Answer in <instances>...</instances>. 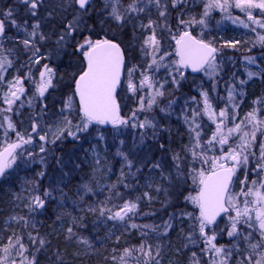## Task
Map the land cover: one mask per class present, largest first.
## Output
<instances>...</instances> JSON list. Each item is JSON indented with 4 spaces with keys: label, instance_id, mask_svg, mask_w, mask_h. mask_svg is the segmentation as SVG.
<instances>
[{
    "label": "snow or ice",
    "instance_id": "obj_1",
    "mask_svg": "<svg viewBox=\"0 0 264 264\" xmlns=\"http://www.w3.org/2000/svg\"><path fill=\"white\" fill-rule=\"evenodd\" d=\"M100 3L102 7H97L96 0H12L6 8H0V87L7 88L2 97L7 107L0 108V129L4 130L6 137L9 131L16 136L15 141H5V145L0 148V179L14 166L35 163L37 157L45 168L51 159L58 169L57 178L50 181L49 187L41 191L40 180L31 181L26 189L27 195L16 197L28 201L24 205L28 216L8 218L15 221L21 230L13 231L6 243H0V264H39L37 254L46 249L49 241L38 231L33 234L24 230L35 229V215L46 209L48 202L54 198V192H60L61 201L67 199V194L59 185L64 177L70 175L71 170L64 171L66 165L63 156L57 154V148L69 138L78 142L89 136L98 142H105V147L108 146L109 137L114 144L118 140L115 155L123 163L120 177L115 184L110 185V192L117 188V184H123L125 188H138L141 186L140 179L143 178L146 181L143 187L154 188L157 197L160 193L165 196L162 208L149 212L140 211L142 202L151 204L157 199L149 191L134 199H123V194L117 191L115 196L122 203L111 204V197H106L105 200L95 205L87 204L82 209L94 214L96 220L103 221L105 226L112 222V230L142 229L141 243L138 247L125 248L120 256V264H128L127 258L132 257L135 252L142 254L143 264H160L158 258L164 247L161 241L169 235L170 230L175 229L174 221H183L184 217L191 221L184 235L187 241L184 247L189 248L191 245L197 248V251L189 249V264H231L233 260L235 264H264V118L258 117L257 110L254 109L240 123L228 126L231 109L239 107L235 103L236 97L243 95L242 88L238 92V85L247 83L236 72L232 73L230 81H238V85L225 82L227 103L224 108L216 111L209 92L216 91L226 65L236 63L232 57L224 56V49L236 50L240 41H225L221 47H217L214 38H203V30L209 28V15L214 9H219L224 14L223 19L242 25L252 32H257V27L264 29V0H205L200 18L191 16L187 20L183 16L193 7L195 0H129L127 4L124 0H100ZM232 8L241 10L246 19L233 17ZM256 10L259 11V16L254 15ZM153 11L155 19L152 18ZM173 12L176 13L175 17L172 16ZM141 14L147 16V23H136ZM173 18L176 22L175 31L170 22ZM106 24H115L122 31L131 29L132 43L128 47V59L121 43L107 38H94L98 31L105 30ZM192 25L202 27L199 37L189 30ZM137 29L140 35L136 34ZM10 30H14V34L9 35ZM168 37L175 42L174 53L164 51L162 41H166ZM5 42H11L12 47L6 48ZM257 43L264 48V34L257 33ZM48 44L51 48L42 51ZM69 48L72 49L71 53L68 52ZM137 48L140 60L131 63L134 59L131 53ZM13 54L27 56V60L17 69L19 72L27 68V71L23 76L16 75L6 81L4 73L15 64L14 60L8 58ZM173 54L176 57L174 60L171 59ZM63 55L81 56L82 70L78 76L75 73L71 75V81H74L71 95L63 101L59 112L52 114L44 103L49 89L57 88V70L50 66V62ZM261 55L264 56V52ZM166 57L169 58L168 63H165ZM244 61L254 65L257 58L246 55L242 57L241 63ZM37 66L38 77L34 75ZM188 68L193 72H203L212 88L209 90L200 86L202 108L192 109L191 115L187 114L186 108L181 110L189 136V143L184 146L185 155L172 153L168 157L171 164L167 173L163 155L154 162H144L137 166L134 161L140 153L145 149L151 151L146 143L148 140L156 142L161 153L169 152L159 136L164 126L158 122L156 110L165 116L173 113L176 99L168 100L164 107H160L166 95L172 94L166 91V85L170 82L173 89L178 91L182 82L187 79L184 70ZM161 69L165 73L163 77H159ZM244 71L248 79L264 73V69L257 72L248 69L247 65L244 66ZM137 74L138 79H134ZM122 76L125 78L123 81ZM25 81L34 86L31 96L24 86ZM122 84L133 96L147 90L146 94L137 96L136 107L127 116L121 115V106L116 97L117 89ZM76 97L78 106L75 103ZM191 99L196 100L195 97ZM37 101L40 103L37 104ZM17 102L19 105L15 109L16 114H20V109L25 105L33 109L28 117L30 131H18L11 116L7 115L14 112L13 105ZM53 115L55 119L49 122L48 118ZM77 115L79 119H75ZM203 116L215 123V129L206 141L203 140V125L198 123ZM231 118L235 119L234 113ZM126 133H130L132 137L130 144L124 138ZM257 133L262 137L258 157L254 151ZM29 146L38 147V152L29 150ZM225 147L227 151H224ZM92 148L98 156L97 145ZM213 150L220 154L209 156V151ZM251 158H255L256 162L249 170ZM96 163L99 164V159ZM197 163L200 167L195 166ZM73 167L79 168L80 165L74 164ZM125 167L128 169L127 173L124 172ZM145 167L149 172L158 170L161 180L167 181L168 186L147 182L150 178L142 176ZM133 168L135 171H132ZM241 168L244 169L245 176L240 181V190L233 192L234 177ZM249 172L256 177L250 182ZM48 175L43 170L37 173L39 178ZM188 176H191L198 188L195 195L184 197L185 201L196 206L193 211L175 210L168 213V218L158 225L133 222L136 217L155 216L157 211H166L171 202L170 189H174L182 178L186 179ZM126 177L133 178L135 185L125 183ZM80 188L83 194L78 190L77 196L79 202H82L89 193H93V189L88 184H83ZM72 203L75 205L78 200H73ZM59 219L58 216L57 220ZM73 221L75 224L77 218L73 217ZM221 221H224L223 227ZM5 226L11 228L7 220ZM149 233L155 235L157 243L149 242ZM224 236L229 238V243L219 244L218 238ZM72 238H76L78 243L89 245L86 238L79 237L73 227H68L66 239ZM137 264H140L139 258Z\"/></svg>",
    "mask_w": 264,
    "mask_h": 264
},
{
    "label": "trees",
    "instance_id": "obj_2",
    "mask_svg": "<svg viewBox=\"0 0 264 264\" xmlns=\"http://www.w3.org/2000/svg\"><path fill=\"white\" fill-rule=\"evenodd\" d=\"M126 1L124 2L125 4H127ZM108 25L109 24H106L104 26L105 30L98 31V35L94 36V38L113 39L117 42H121L123 45L128 44V38L131 34L130 28L121 31V33L118 35V29H116L115 24L111 27ZM14 56H16L15 58L13 57L15 64L9 69L8 74L10 75L17 73L21 74L22 71L18 72L17 69H20V63H24L22 60L23 58H20L21 55L14 54ZM17 56H19L18 59ZM24 70H26V68H24ZM6 77L7 75L5 76V79H7ZM184 82H186V80ZM258 83L261 82H259L257 79L255 82H251L246 86L247 90L245 92V99L243 102H240V105L244 107V110L249 108V100H257L262 95V90L260 89L261 86ZM65 84L66 86L63 89L67 92L68 89L72 88L73 84L69 82ZM206 85L210 87L211 83L208 82ZM195 94L198 97V93L195 92ZM192 102H197V100ZM212 102H217V100L214 99ZM219 105H224V103H217V106ZM167 127V131L164 130V128H166L164 126L163 130L159 132L160 137L165 141L166 145L168 144L171 147L173 153L179 152L181 156H184V146L189 143V136L183 119L172 120L167 125ZM203 127L208 128V131L205 133L204 137L205 140H207L209 138V134L215 129V124L212 127H208L207 125H204ZM124 138L126 139L127 143H131L132 137L130 133H126ZM95 143L98 144L100 150L99 164L96 163L97 159L92 153V146L96 145ZM146 143L150 148H153L155 142L148 140ZM107 145L108 146L105 147V142H102L101 144V142H98L96 139L90 138L88 141L85 140L84 142H73L68 140V142H64L60 147L57 148V154L62 155L63 159L67 158L63 154L67 153V151L70 150V147L73 146L75 148L72 164H68L67 166L68 170H71V173L69 176L64 177L59 185V187L63 189V192L67 194V199L61 201L60 192H54V198L48 202L46 209L43 210L42 213L35 215L34 218L37 221L35 229L28 228L24 230L25 232H33V234L38 231L41 236L49 241L46 249L37 254L39 264H120V256L123 254V250L125 248H133L134 246H138L141 243L142 229L129 228L127 231H125L124 228H118L112 230V222H109L105 226L103 221L96 220V216L94 214L86 210H82L85 209L87 204L95 205L100 201L105 200L106 197H111V204L122 203V200L115 196V192L117 191L123 194V199H134L135 197L142 195V193L148 189L143 187L146 181L145 179L141 178V186L138 188H125L123 184H117L116 189H113L111 192L109 191L110 185L115 184L120 177L121 165L123 162L119 156L115 155L116 148L118 146V140L114 144L108 139ZM155 148L158 149V146L156 145ZM225 150H227V147H225ZM156 151L152 155L151 159L143 161L142 159L140 160L138 158L134 162L137 166L144 162H154L160 157V152L158 150ZM142 153H144V151H142L141 154ZM48 161V167H52V165L55 163V161L51 159ZM37 162L38 161L36 158L35 163L24 166L22 173L17 176L7 175L0 182V227L4 228L2 234V243H6L7 237L11 235L13 231L19 232L21 230L20 226L16 224V222L10 224L11 228L2 225L6 218L13 214H17L19 216H28V211L24 208V205H16L17 202L13 199V192L19 191V189L22 187H25L26 191V189L29 187V182L38 179L40 180L41 191L44 188L50 186L48 176L43 178L37 177V173L43 170L42 165L37 164ZM74 164H79L80 167L74 168ZM195 166L199 167L200 165L197 163ZM164 167L165 172L167 173V166L165 164ZM45 171L49 173V169H46ZM57 171L58 169H56L54 172ZM132 171H135V168H133ZM124 172H128L126 167L124 168ZM244 174L245 172L243 171V168L238 170V176L234 187L241 186L240 181L243 179ZM249 174H251V172H249ZM23 175H25L24 178L22 177ZM142 176L149 177L150 179L147 181L149 183H162L165 187L168 186L167 181L161 180L158 170L149 172L148 168L145 167L142 171ZM252 179L254 178L251 174L249 175V181ZM84 181L89 185V187L93 189V193H96V189H94L96 184H101L102 192H97L99 193L98 195L89 193L82 203L74 205L72 201L75 200L79 190L78 187H80ZM125 183L135 185V180L131 177H126ZM181 183L183 185H178L174 189L170 190L171 194L175 198L174 200H177L178 204H171V206L168 207L166 211H157L155 216L136 217L133 222L141 225H158L162 223V220L168 218V213L178 209H184L186 211L195 209L187 201H182L184 196L191 191L189 189L192 183L191 176H188L186 179L182 178ZM195 189H197V185L194 186V191H196ZM149 191L152 193L153 197L154 194H157L154 188L150 189ZM159 195L162 196V193ZM61 204L63 206H61ZM111 204L109 206H111ZM159 206L160 202L158 198L155 199L151 204H149L147 201H144L140 205V211L149 212L158 210ZM58 216L60 217L59 220H57ZM163 216L165 217L162 218ZM73 217L77 218L75 224ZM80 218H82V220ZM94 222L96 223L94 224ZM190 223L191 222L188 218H183V221L179 219L174 221L176 226L175 229L171 230L169 235L161 241L164 247L161 255L158 258L160 264H189L190 250L197 251V248L190 245L189 248L184 247V245L187 243V241L184 239V235L187 233L188 225ZM68 227H73V231L76 232L79 237L86 238L89 241V245L78 243L76 238H72L71 240L66 239ZM117 237H119V239H117ZM148 239L150 243H157L156 237L152 233H149ZM220 239L221 240H218L219 244L229 243V238L226 236ZM25 241H27L26 235ZM113 257H116V259H113ZM167 258L169 262H167ZM132 262H134L133 264H137V259H134ZM139 262L142 261L139 260ZM231 264H235V260H233Z\"/></svg>",
    "mask_w": 264,
    "mask_h": 264
},
{
    "label": "rangeland",
    "instance_id": "obj_3",
    "mask_svg": "<svg viewBox=\"0 0 264 264\" xmlns=\"http://www.w3.org/2000/svg\"><path fill=\"white\" fill-rule=\"evenodd\" d=\"M125 1L126 0H124V2ZM11 2H12V0H0V8H6L8 6V4L11 3ZM126 2L128 3L129 0H127ZM204 2H205V0H195V3L193 5V7L190 8L188 10V12H186L184 14L183 18L187 20L191 16H195L197 19H199L200 18V13H201V11L203 9V3ZM96 4H97V7H102V4L100 3V0H96ZM175 15H176V13L173 12L172 16L175 17ZM231 15L233 17H237L238 16L241 19H246L245 14L243 12H241V10H239V9L232 8L231 9ZM254 15L259 16L260 15L259 11L256 10L254 12ZM223 17H224V14L221 13L219 9H214L210 13L209 19H208L209 28L203 30V33H204L203 34V38L204 39L214 38L215 45L217 47H221V45H223V43L225 41H229V40H238V41H240V44L238 45V48L236 50L229 49V48H225L224 49V56L225 57H232L235 60L236 63H235V65H233L232 63H228L226 65V70L222 74L223 78L218 80L216 91L215 92H212V91L209 92L210 97L212 98V100H214V99L217 100V102H212V103H213L214 108L218 112L221 108H224L225 104L227 103V92H226L225 82H229L230 81V77H231L232 73L236 72V75L239 76L241 79L247 80V83L245 85H243V86H239L238 85V81H230L232 83H237L238 92L241 90V88H242V91H243V95L242 96L237 95L236 100H235V103L238 104L239 107L231 109L230 118H229V121H228V126L231 127L233 123H240V121L245 118L246 114L248 112L254 110V109L257 110L258 117L264 118V103H261V101H264V73L261 74L260 76H256V77H253L251 79H248L247 76H246V73L244 71V66L245 65H247L248 69L253 70V71H257V72H260L261 69H264V56L261 55V53L264 52V48H262L261 45L259 43H257V33L264 34V29H260V28L257 27V32H252L250 29H246L242 25L233 24L230 20L223 19ZM152 18L153 19L156 18L155 11H153ZM141 21L144 22V23H147V16L145 14H141L139 20H137L136 23L139 24ZM217 21H220V23L217 24ZM170 22L173 25V30L175 31V23H176L175 19L174 18L171 19ZM108 26L111 27V26H114V24H110ZM108 26H107V28H108ZM189 30L192 33H194L196 36L199 37L201 35V32H202V27L200 25H192V26H190ZM121 31L122 30L118 29V35H119V33H121ZM130 32H131V29H130ZM12 34H14V30H10L9 35H12ZM136 34L140 35V32H139L138 29H137V33ZM131 35L132 34H130V36L128 38V42H127L128 44H124V45L121 44L122 48L124 46L123 49L126 50V55H125L126 59L129 58L128 47H129V44L132 43ZM118 43H121V42L118 41ZM162 43L164 44V51H167L169 53H174L175 44H174V41L171 40L170 37H168V39L166 41H162ZM5 47L6 48L12 47L11 42H5ZM48 48H51L50 44L45 45V48L42 49V51L47 50ZM69 51L72 52V49L69 48L68 52ZM71 52H69V53H71ZM246 55H251V56L256 57L257 58V63L253 65V64H247V62L244 61L243 64H242L241 63L242 57H244ZM131 56L134 57V59L131 60V63H136L137 61L140 60L138 48L131 53ZM13 57L15 58L16 56H14V54L8 56V58L12 59V60H13ZM20 58H23L22 60L24 62L27 60V56L26 55H21ZM168 59H169L168 57L165 58V63H168ZM171 59H173V60L176 59L174 54L172 55ZM77 61H79V63ZM44 62H48V61H42V63H44ZM82 64H83V60H82V57L79 56V55H73L71 57L69 55H67V56L63 55L62 57H60L58 59H53L50 62V66L56 68V70H57V77H56L57 88L56 89H49V92L45 94L47 99L44 101V103H46L48 105V109H49L50 113L57 114L59 112L60 108L63 106V101L66 100L69 95H71L72 88L68 89L67 92L63 88L66 86L65 83H67V82L72 83V84L74 83V81H71V75L73 73L78 75L80 70H82V68H81ZM38 68H39V66H37V70H34V75H36L37 77H38ZM20 71H22L21 74L17 73V74H14V75H10V74H8L9 73V70H8L6 73H4V76L7 75V77H6L7 79H5V80L6 81L7 80H11L16 75L23 76L24 73L27 71V68H26V70L21 69ZM164 75H165L164 70L161 69L160 72H159V77H163ZM61 77H63V79H61ZM134 79H138V74H137L136 77H134ZM257 79L259 80V82H261V83H258V84H260V86H261L260 89L262 90V95L257 100H254V99L249 100L250 106H249V108L247 110H244V107H242L240 105V102H243V100L245 99V92L247 90L246 86L249 83H251V82H255V80H257ZM208 82H209V79H208L207 76L204 75L203 72H201L197 76L187 77L186 82H184V81L182 82L181 87H180V89L178 91L174 90L173 86L169 82L166 85V91L167 92H171L172 94L171 95H166V98L163 99V101L160 104V107H164L167 104L168 100H171V99H176L177 102L173 105V109L174 110H173V113L170 116H165L164 113H160L158 109L156 110V116H157L158 122L161 125L165 126L166 129H168L167 125L172 120L183 119V114L181 112L182 109L186 108L188 110L187 114L191 115L192 109H200V108H202L203 107L202 98L200 97V94H199L200 86L202 85L204 89L211 90L212 84L210 85V87H208L206 85V83H208ZM25 84L28 86L26 88L28 90V95L31 96L34 86L31 83H29L28 81H25ZM186 87H187V89H186ZM2 88L5 89L6 86L0 87V108H6L7 105H5L3 103V100H2V97H3V91H1ZM146 91L147 90H145V92L138 93L136 96H133L131 93H129L127 91V88H126L125 85L122 86V88H121V90L119 91V94H118V100L121 101L122 105L124 106V107L122 106V108H123L122 116H127V115L130 114V111L133 108L136 107L137 96L146 94ZM195 92L198 93V97L195 94ZM192 97H195L197 102H199V103L192 102L193 101L191 99ZM22 99H23V97H22ZM52 100H55L56 102H53ZM185 101H187V104H185ZM1 103H2V107H1ZM36 103L39 104L40 102L37 101ZM75 103L78 106V102H77L76 98H75ZM217 103H224V105L217 106ZM18 105H19V102H17L16 105H13L14 112L13 113H7V115L11 116L13 122L16 124V128H17L18 131H21V132L30 131V127H29L30 121H29L28 117L31 114V112L33 111V109H29L27 107V105H25L24 108L20 109V114H16L15 113V109L18 107ZM35 110H38V108L35 109ZM232 113L235 114V119L234 120L231 118ZM21 115H22V117H21ZM53 119H55V115L50 116L48 118L49 122L51 120H53ZM75 119H79V116L77 115L75 117ZM198 123H202L203 126L207 125L208 127H212L215 124L212 121H210L207 116H203L202 118H200L198 120ZM101 127H106V126H101ZM107 127H110V126H107ZM162 130H163V128L160 131H162ZM165 131H167V130H165ZM207 131H208V128L207 127H203V140H205L204 137H205V133ZM211 134L212 133L209 134V137H210ZM159 136H160V134H159ZM15 138H16V136H15L14 132L9 131L8 135L6 137L4 135V130L0 129V148H2L5 145V141L10 142L11 140H13ZM90 138H92V137L89 136V137H87L85 139H82L81 142H84L85 140L88 141ZM257 138H258L257 139V144L254 147V151L256 152V157L259 156V141L262 138L260 136V133H257ZM108 139L111 140L110 137ZM68 140H71V138H69ZM161 142H163L165 144V141L163 139H161ZM95 144L97 145L96 152L99 155L97 156L94 152H92V153H93V156H95L96 159H99L100 158V150H99L98 144L97 143H95ZM101 144H102V142H101ZM156 145H157V143L155 142L154 145H153V148L149 147L151 149V151H148L147 149H145L144 153H142V154L140 153L138 158L140 160L142 159L143 161H147L148 159H151L152 155L154 154V152L156 150L159 151V149L155 148ZM73 146L70 147V150H68L67 153L63 154L64 156L67 157L66 159L64 158V164L66 165V167L64 168L65 172H69L67 166H68V164H72L73 153H74V150H75V148ZM165 147L169 149V152L167 154H163V153L161 154V152L160 151L159 152H160V156H162V155L165 156V160L163 161V163L167 166V170L166 171L168 172L169 169H170V163H171V161H170V159L168 157H170V155L173 153V151H172L171 147L168 144L167 145L165 144ZM29 150L34 151V152H38V147L37 148H31L29 146ZM224 151H227V150H225V148H224ZM219 154L220 153L217 150L209 151V153H208L209 156L219 155ZM37 161H38L37 164H41L39 162V157H37ZM255 162H256V159L255 158H251V162H250V164L248 166L249 170L255 165ZM48 164H49V161H48ZM24 166L25 165H23V164H20L19 167L14 166L13 169L10 171L9 175H12V176L19 175L20 173H22ZM42 168H43L44 171L46 169H49V173H48L49 174L48 175L49 181H52V180L57 178L58 171L54 172L57 169L56 166H55V163L52 165V167H48V165H47V168H45V166L42 165ZM243 171H244V169H243ZM249 175H251V174H249ZM24 176L25 175H23L22 177L24 178ZM244 176H245V174L243 175V179H244ZM252 176H253V178H256L254 174H252ZM248 180H249V176H248ZM83 184H86V182L84 181L81 185H83ZM179 185H183L181 183V181H180ZM195 185L196 184H194L193 182L191 183L190 188H189L191 191L188 192L185 196H188L189 194H191V195H195L196 194V192L198 191V188L195 189L196 191H194V186ZM101 188H102L101 184H96V187L94 188V189H96L95 192L96 193L97 192L101 193L102 192ZM240 188H241V186L240 187L239 186H235V187L233 186L232 191L233 192H238L240 190ZM78 189H79V191H81V194H83L81 188L78 187ZM149 190L150 189L148 188L147 191H149ZM13 193H14L13 199L16 200V202H17L16 205L17 206L25 205L28 202L26 199H16V197L18 195L19 196H26L27 195V192L25 191V187H22V188L19 189V191H14ZM150 194L152 195L151 192H150ZM154 197H157V194H154ZM157 198L159 199V202H160V206L158 207V210H160L162 208V203L165 200L164 193H162V196L158 195ZM174 199H175L174 196L171 194V202H170V205L168 207H170L171 204H178L177 200H174ZM75 200H78L77 204H80V203L83 202V201L79 202L78 196H76ZM182 201L185 202L184 198L182 199ZM188 203L191 206H193V208L196 207L195 205L191 204L190 202H188ZM193 210L194 209H191V210H188V211H193ZM11 216H17V214H13ZM164 217L165 216H163L162 218H164ZM8 218L9 217H7L6 220L8 221L9 224L15 222V221L9 220ZM184 219H187V217H184ZM5 221L2 223V225H5ZM223 226H224V221H221V227H223ZM3 231H4V228L0 227V243L3 242L2 241L3 240V236H2ZM170 232H171V230H170ZM26 239H27V236H26ZM218 240H221V239L218 238ZM134 247H138V246H134ZM153 255H155V252H153ZM137 258H139V260L142 261L140 263L143 264L144 257L142 256V254H140L138 252L133 253V256L127 258V260L129 262V264H133L134 262H132V261L134 259H137ZM167 262H169L168 258H167ZM43 264H47V263H43Z\"/></svg>",
    "mask_w": 264,
    "mask_h": 264
},
{
    "label": "water",
    "instance_id": "obj_4",
    "mask_svg": "<svg viewBox=\"0 0 264 264\" xmlns=\"http://www.w3.org/2000/svg\"><path fill=\"white\" fill-rule=\"evenodd\" d=\"M193 34V33H192ZM194 35V34H193ZM195 36V35H194ZM114 42H116V41H114ZM122 48V47H121ZM185 71V74L187 75L188 73H190V74H197V73H199V72H193L192 70H191V68H188V69H185L184 70ZM122 78H123V76H122ZM121 78V79H122ZM119 88V87H118ZM117 92H118V89H117ZM116 97H117V93H116ZM77 101H78V97H77ZM118 101V100H117ZM119 103V102H118ZM120 104V103H119ZM15 141V140H14ZM1 180V179H0Z\"/></svg>",
    "mask_w": 264,
    "mask_h": 264
},
{
    "label": "flooded vegetation",
    "instance_id": "obj_5",
    "mask_svg": "<svg viewBox=\"0 0 264 264\" xmlns=\"http://www.w3.org/2000/svg\"><path fill=\"white\" fill-rule=\"evenodd\" d=\"M24 86H25V88H27V87H28L26 84H25ZM4 91H7V88H6V89H4V90H3V92H4ZM52 101H53V102H56L55 100H52Z\"/></svg>",
    "mask_w": 264,
    "mask_h": 264
}]
</instances>
